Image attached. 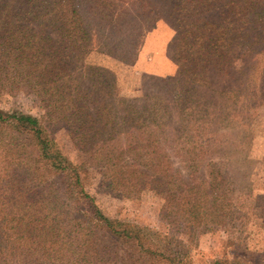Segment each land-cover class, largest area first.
Instances as JSON below:
<instances>
[{
    "label": "trees",
    "instance_id": "trees-1",
    "mask_svg": "<svg viewBox=\"0 0 264 264\" xmlns=\"http://www.w3.org/2000/svg\"><path fill=\"white\" fill-rule=\"evenodd\" d=\"M145 2L171 30L166 54L176 72L195 73L191 118L171 101L83 86L91 51L134 62L150 14L81 13L75 0H0V97L45 86L51 101L45 118L0 109V264H190L177 256L174 236L103 214L85 188L92 173L109 190L127 183L155 190L174 221L236 227L243 202L232 201L220 172L200 170L245 132L248 107L264 102V80L255 77L264 0ZM48 125L73 126L79 162L61 152ZM232 257L207 264H262Z\"/></svg>",
    "mask_w": 264,
    "mask_h": 264
},
{
    "label": "rangeland",
    "instance_id": "rangeland-1",
    "mask_svg": "<svg viewBox=\"0 0 264 264\" xmlns=\"http://www.w3.org/2000/svg\"><path fill=\"white\" fill-rule=\"evenodd\" d=\"M161 23L151 22L149 27L153 26L143 34L132 64H122L97 51L88 53L83 67L84 88L116 97L146 96L171 101L177 113L191 118L196 98L195 73L187 69L176 72L166 54L171 30ZM255 62V77L264 80V55L259 54ZM238 66L236 62L234 68ZM0 109L45 118L51 101L45 86H22L11 96L0 97ZM247 120L245 132L236 136L234 145L219 148L200 170L202 175L208 167L214 173L220 172L224 182L233 188L232 201L243 202L233 213L237 216L235 228L225 231L223 227H206L191 219L174 221L171 208L155 190L140 189L132 183L120 190H109L100 185L96 173L89 175L85 188L106 216L134 223L148 232L174 236L181 243L177 256L190 264H207L220 257L234 259L232 253L246 263L258 257L264 264V102L248 107ZM47 128L61 152L72 162H79L83 152L70 143L73 126ZM173 166L178 167L174 159Z\"/></svg>",
    "mask_w": 264,
    "mask_h": 264
},
{
    "label": "crops",
    "instance_id": "crops-1",
    "mask_svg": "<svg viewBox=\"0 0 264 264\" xmlns=\"http://www.w3.org/2000/svg\"><path fill=\"white\" fill-rule=\"evenodd\" d=\"M75 6L81 13H95V14H150V10L146 5L145 0H75ZM157 21L162 22L155 15L150 14L148 24L146 25L144 35L149 30L151 22L156 23ZM163 23V22H162ZM161 23V24H162ZM164 26L170 30V28L163 23Z\"/></svg>",
    "mask_w": 264,
    "mask_h": 264
}]
</instances>
